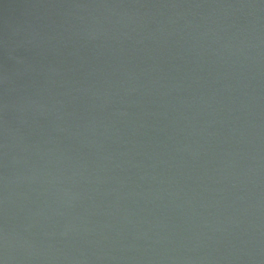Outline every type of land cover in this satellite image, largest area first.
Segmentation results:
<instances>
[{"label": "water", "instance_id": "95a60500", "mask_svg": "<svg viewBox=\"0 0 264 264\" xmlns=\"http://www.w3.org/2000/svg\"><path fill=\"white\" fill-rule=\"evenodd\" d=\"M0 264H264V0H0Z\"/></svg>", "mask_w": 264, "mask_h": 264}]
</instances>
